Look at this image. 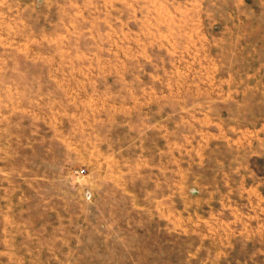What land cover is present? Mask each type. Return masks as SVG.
<instances>
[{
    "label": "rangeland",
    "instance_id": "374dc122",
    "mask_svg": "<svg viewBox=\"0 0 264 264\" xmlns=\"http://www.w3.org/2000/svg\"><path fill=\"white\" fill-rule=\"evenodd\" d=\"M0 264H264V0H0Z\"/></svg>",
    "mask_w": 264,
    "mask_h": 264
},
{
    "label": "built area",
    "instance_id": "2783aa9c",
    "mask_svg": "<svg viewBox=\"0 0 264 264\" xmlns=\"http://www.w3.org/2000/svg\"><path fill=\"white\" fill-rule=\"evenodd\" d=\"M83 171V170H82Z\"/></svg>",
    "mask_w": 264,
    "mask_h": 264
}]
</instances>
